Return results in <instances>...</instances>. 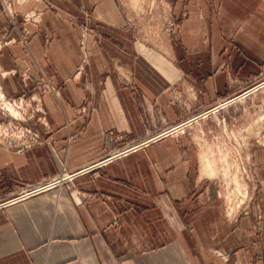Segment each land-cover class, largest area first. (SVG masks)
I'll return each instance as SVG.
<instances>
[{
  "label": "crops",
  "instance_id": "crops-1",
  "mask_svg": "<svg viewBox=\"0 0 264 264\" xmlns=\"http://www.w3.org/2000/svg\"><path fill=\"white\" fill-rule=\"evenodd\" d=\"M47 2L13 4L21 15L41 11L42 22L27 24L35 31L30 51L13 44L0 54L6 96L30 93L42 75L60 90L59 100L44 96L46 115L35 116L43 123L37 137L46 144L21 154L0 147L2 200L13 197L14 185L54 179L63 165L71 174L81 172L146 136L152 128L143 122L141 95L163 111L164 120L177 122L186 116L172 106L173 90L184 87L187 95L197 85L200 110H207L231 94L226 71L215 74L226 57L229 72L242 81L264 64V0H155L152 18L163 14L178 25L150 34L140 31L142 16L123 1ZM6 9L0 0V35L18 39ZM81 9L95 30L83 51L78 25L88 17ZM84 56L85 71L74 79ZM118 70L132 80L124 81ZM82 106L85 113L78 114ZM150 117L154 125L155 109ZM119 136L125 140L115 141ZM127 155L77 176L69 189L0 210V264H264L255 256L264 249V230L254 248L250 219L231 224L221 205L203 207L206 198L192 192L198 157L187 139L179 146L155 142ZM184 222L199 243L195 257ZM213 248L230 253V260L217 258Z\"/></svg>",
  "mask_w": 264,
  "mask_h": 264
},
{
  "label": "rangeland",
  "instance_id": "rangeland-1",
  "mask_svg": "<svg viewBox=\"0 0 264 264\" xmlns=\"http://www.w3.org/2000/svg\"><path fill=\"white\" fill-rule=\"evenodd\" d=\"M2 1L7 7L6 12L11 19V28L19 38L8 39L6 33L0 35V54L5 46L13 44H20L30 51L35 31L28 28L27 24L38 27L42 22V12L35 10L21 15L13 4L21 5L32 1L47 4V0ZM117 1L118 3L120 1L128 3L132 12L142 16L140 31L145 34H150L153 31L157 33L171 32L177 28L178 24L165 20L163 14H158L162 17H158V20L152 18L153 11L156 10V6L155 9L153 8L155 0ZM48 6L49 4H47ZM81 12L88 17L87 23L78 25L83 51L87 35L94 33L95 30L90 25V15L83 9ZM237 29L239 31L241 25H238ZM227 58H225L223 66L215 71V74L221 72L222 69L226 71L227 95L231 94L221 98L212 108L200 110L199 100L202 90L197 85L193 84L187 95L184 93V87L182 90H173L174 98L171 104L176 108L178 116H186L173 123L164 120L166 115L163 111L157 106L149 104L148 100L141 95L139 99L141 116H143L146 126H150L152 129L147 131L148 136L126 142L124 150L117 149V153L114 152L110 158L125 156L126 151L136 146H140L139 150H141L147 147L148 145L145 146V144L150 141L149 144L170 141L179 146L184 144V140L187 139L190 148L196 152L198 157L192 192L197 193L198 198L202 196L206 198L201 201L203 207H209L216 203L221 205L224 216L231 224L238 225L243 219H250L254 248H260L258 239L264 230V64L258 74L242 81L238 79V76L229 72ZM87 63L88 59L84 56L74 79H78L84 73ZM118 74L124 81L132 80L131 74L129 77L126 74L124 76L120 70H118ZM3 76L5 74L0 69V78ZM33 83L30 93L19 97H8L0 89V147L17 154L31 150L38 144H46V141L42 143L40 137H37L36 127L39 123H43L35 116L46 115L44 96L50 95L56 100L60 98L59 88L54 86L45 75H42L41 79H34ZM85 106L77 109L78 114L85 113ZM154 109L157 121L153 125L154 121L150 116L154 114ZM109 138L111 139L112 135ZM114 140L123 142L125 138L119 136ZM112 152L110 151L109 154L111 155ZM105 166L96 167L90 173ZM63 174H71L64 165L56 176ZM71 184L72 182H65L58 188L69 189ZM33 186L14 185L13 197L9 200H2L4 196L0 195V210L15 200L22 199ZM199 210L201 211L202 208ZM195 213L189 214L188 212L186 215L190 217ZM171 219L174 224L177 222L175 217ZM184 227L191 235L190 238L195 248L193 257H195L199 243L192 234L190 224L184 222ZM211 252L224 262H228L231 258L230 253L219 248H213ZM258 252L255 256L264 262V249H260Z\"/></svg>",
  "mask_w": 264,
  "mask_h": 264
},
{
  "label": "built area",
  "instance_id": "built-area-1",
  "mask_svg": "<svg viewBox=\"0 0 264 264\" xmlns=\"http://www.w3.org/2000/svg\"><path fill=\"white\" fill-rule=\"evenodd\" d=\"M154 141H156V140H154ZM149 143H151V141L148 142L147 144H145V146L149 145ZM140 148H141L140 146L133 147L130 150L126 151V153L124 155L136 152ZM110 160H111V158L106 160V161H104V162H102V163H99L96 166H92L90 168H86V169L82 170L81 172L74 173V174H63L62 176H57L56 178L51 179L50 181H46L47 183L43 182V183H41V184H39L37 186L30 187V189L26 192V194L24 195V197H22V199H25V198H28V197L37 195L39 193L52 190V189H56V188L64 185L65 182H70L71 183V182L74 181V179L77 176L89 174L90 171H92L96 167H101V166L109 163ZM19 200H21V199H19ZM17 201L18 200H15L14 202H12V204L16 203Z\"/></svg>",
  "mask_w": 264,
  "mask_h": 264
}]
</instances>
